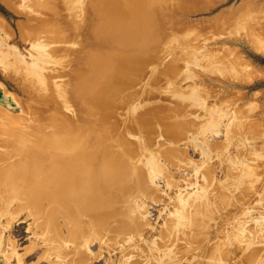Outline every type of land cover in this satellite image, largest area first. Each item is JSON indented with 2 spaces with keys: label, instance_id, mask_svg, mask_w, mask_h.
Wrapping results in <instances>:
<instances>
[{
  "label": "rangeland",
  "instance_id": "1",
  "mask_svg": "<svg viewBox=\"0 0 264 264\" xmlns=\"http://www.w3.org/2000/svg\"><path fill=\"white\" fill-rule=\"evenodd\" d=\"M263 3L160 1L150 27L164 36L136 52L143 58L154 53L153 70L126 91L138 102L161 106L173 101L163 95L168 84L178 101L169 115L175 120L179 111L184 127L177 135L171 128L141 140L144 157L158 161L151 182L137 187L119 178L115 185H99L95 161H78L83 168L64 174L83 180V190L71 197L61 188L34 203L35 183L19 176L4 181L16 169V175L30 176L18 169L20 144L29 143L18 134L38 139L33 113L54 115L62 126L79 119L91 125L98 117L68 83L75 45L37 36L51 7L38 0H0V264H264V10L253 12L256 24L238 23L242 9L254 11ZM228 16L234 20L226 21ZM143 30L140 24L133 31L135 44L144 40ZM171 59L173 75L165 73L161 86L152 84ZM151 88H159L158 96L148 94ZM132 103L119 109L122 117ZM44 167L47 173L50 167ZM60 167L51 173L61 177ZM91 182L95 192L84 198Z\"/></svg>",
  "mask_w": 264,
  "mask_h": 264
},
{
  "label": "bare ground",
  "instance_id": "2",
  "mask_svg": "<svg viewBox=\"0 0 264 264\" xmlns=\"http://www.w3.org/2000/svg\"><path fill=\"white\" fill-rule=\"evenodd\" d=\"M38 1L41 5L51 7V18L38 26L37 36L50 42V44L60 45L66 40L65 43L72 42L75 45V50L68 52L70 55V80H67L73 90H80L84 99L91 103L97 113L98 120L91 125L85 124L83 120L79 119L77 112L79 121H72L69 125L62 126L56 122L54 115L48 116L45 113H40V116H36L33 113L32 120L39 128H36L37 130L32 133L38 139H29L18 134L21 139L29 143L20 144L21 147H18L20 154L16 151L17 149L15 150L21 155V159L18 160L20 167L18 169L23 168L30 173V176L16 175L18 172L16 169L5 177L4 181L16 182L15 180L19 176L24 182L35 183L37 185L36 194L30 197L34 203L41 202L44 197H54L61 188H66L73 197L80 190H83L80 185L84 181L79 178L78 183H76L74 177L64 173L76 171L77 166L83 168L82 165L76 164L78 161L93 160L95 161L93 173L100 175L94 183L115 185L118 183L116 179L122 178V184L128 183L137 187L149 185L151 173L158 165V161L151 154L149 157H144L141 140L162 135L171 128L173 129L172 132L177 135L184 127L182 120H180L179 111L174 110L175 120L169 115L171 105L176 106L178 101L171 96L172 91L168 88V84L165 86L163 95L173 101L161 106L138 102L139 96L126 91L127 89L131 90L137 77L142 76L150 68L153 70L150 60L154 53L150 55V58H143L136 52L142 49L146 41L162 38L163 33L154 34L150 27L152 23L155 22L156 24L155 11L158 3L162 0H49V3H46L47 0ZM246 1L249 0H244V2ZM13 2L15 3V0ZM260 8H255L254 11H250L251 8L242 9L238 23L241 26L250 22L252 25L256 24L258 18L254 15L257 13L253 12L264 10V3ZM232 19L233 17L228 16L225 20L230 22ZM140 24L144 25L142 35L145 38L138 45L134 43L135 38L132 37L136 26ZM0 28H4L2 21H0ZM255 35L257 34L255 33ZM168 37L169 39L172 38L171 36ZM124 44H133V46L127 47ZM162 65L159 68V75L156 76L157 78L153 80L152 84L157 83L161 86L165 80L163 75L165 73L173 75L175 72L176 62L173 59ZM83 90L87 91L83 92ZM157 91L159 88L147 90L149 95H154ZM92 94L97 96L91 98L90 95ZM131 102L134 104L133 108L137 104L139 108L136 110L131 108L129 114L122 117L119 114V109L125 108L126 104ZM71 118L73 117L71 116ZM9 119L14 120L11 116ZM43 120H49L48 124L52 126L42 125ZM42 154H46V158H43ZM58 155L65 157L62 158ZM138 164L140 165L137 166ZM59 165H61V172H63L61 177L54 176L50 171ZM44 166L50 167L47 169V173L43 171ZM19 173L22 174L20 171ZM130 174L138 175L133 178ZM93 187H95L93 182L89 183L88 188L83 193L84 198L90 197L95 192ZM39 191L42 194H38ZM69 213V209L65 207V214L69 215Z\"/></svg>",
  "mask_w": 264,
  "mask_h": 264
}]
</instances>
